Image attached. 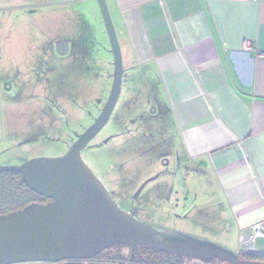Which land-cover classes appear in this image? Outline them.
<instances>
[{
  "label": "rangeland",
  "instance_id": "obj_1",
  "mask_svg": "<svg viewBox=\"0 0 264 264\" xmlns=\"http://www.w3.org/2000/svg\"><path fill=\"white\" fill-rule=\"evenodd\" d=\"M58 44L68 46L67 55H58ZM114 70L97 0H0V167L64 156L99 117ZM138 94L125 85L83 160L140 222L224 247L215 234L227 226L228 209L190 168L164 100ZM129 257L126 247L101 256ZM139 257L147 264L175 262L151 253Z\"/></svg>",
  "mask_w": 264,
  "mask_h": 264
},
{
  "label": "crops",
  "instance_id": "obj_2",
  "mask_svg": "<svg viewBox=\"0 0 264 264\" xmlns=\"http://www.w3.org/2000/svg\"><path fill=\"white\" fill-rule=\"evenodd\" d=\"M106 1L122 90L164 100L190 168L228 209L218 242L241 254L242 234L264 222V0Z\"/></svg>",
  "mask_w": 264,
  "mask_h": 264
},
{
  "label": "water",
  "instance_id": "obj_3",
  "mask_svg": "<svg viewBox=\"0 0 264 264\" xmlns=\"http://www.w3.org/2000/svg\"><path fill=\"white\" fill-rule=\"evenodd\" d=\"M114 56L110 97L94 124L69 151L58 158H38L19 167H0V173L15 171L26 187L49 200L0 215V264H119L90 262L114 246L130 248L134 264L137 248H150L181 258L226 264H264L242 259L221 246L168 231H157L123 211L108 189L85 163L82 152L109 123L123 86L121 47L106 0H97ZM69 52L66 44L59 56Z\"/></svg>",
  "mask_w": 264,
  "mask_h": 264
},
{
  "label": "trees",
  "instance_id": "obj_4",
  "mask_svg": "<svg viewBox=\"0 0 264 264\" xmlns=\"http://www.w3.org/2000/svg\"><path fill=\"white\" fill-rule=\"evenodd\" d=\"M10 186H11V189H9ZM2 195H5L6 197H3ZM41 198L43 197L39 196L38 194L33 193L26 187L19 173L15 171H7L1 174L0 176V215H4V214H8L14 211L24 209L25 207L37 202L38 199H41ZM114 247L115 248L116 247L128 248L127 246H114ZM140 252H143L146 255L151 253L153 255L166 256V257H169L170 259H174L175 261H177L176 260L177 258L171 257L167 253L158 252L150 248H137L136 253H135V258H134L135 264H147L146 261L143 260L144 258L141 260V258L139 257ZM240 257L242 259L249 260V261L264 262V257H261V258L256 257L254 256V253H243L242 252L240 254ZM129 260H130V257L126 259H120V261L119 260H109V261L121 262V264H125V263H128ZM160 264H165V263L161 261Z\"/></svg>",
  "mask_w": 264,
  "mask_h": 264
},
{
  "label": "built area",
  "instance_id": "obj_5",
  "mask_svg": "<svg viewBox=\"0 0 264 264\" xmlns=\"http://www.w3.org/2000/svg\"><path fill=\"white\" fill-rule=\"evenodd\" d=\"M258 1V0H251ZM258 238H264V222L254 225L251 228V232H244L241 236L240 246L241 252L243 253H254L255 252V242ZM46 264V263H40ZM125 264H130L125 263Z\"/></svg>",
  "mask_w": 264,
  "mask_h": 264
},
{
  "label": "flooded vegetation",
  "instance_id": "obj_6",
  "mask_svg": "<svg viewBox=\"0 0 264 264\" xmlns=\"http://www.w3.org/2000/svg\"><path fill=\"white\" fill-rule=\"evenodd\" d=\"M76 140H77V138H76ZM1 174L2 173H0V176H1ZM50 201L49 200H47V199H44V198H41V199H38V201L37 202H35V203H38V204H42V205H45V204H48ZM130 213V212H129ZM132 214V213H131ZM133 215V214H132ZM112 248H114V247H112ZM111 249V248H110ZM128 249H130L129 247H128ZM109 250V249H108ZM108 250H106L105 252H107ZM105 252L103 253V254H105ZM103 254H101V255H99V256H97L95 259H93V260H91L90 262H100V263H104V262H110V263H119V264H121V262H111V261H105V260H103L102 258H101V256L103 255ZM168 255H170L171 257H175V258H177L176 260L177 261H175V263H177V264H183L185 261H190V262H200L201 264H206V263H208V262H202V261H197V260H191V259H187V258H181V257H177V256H174V255H171V254H168ZM135 262V261H134ZM174 263V264H175ZM135 264V263H134Z\"/></svg>",
  "mask_w": 264,
  "mask_h": 264
}]
</instances>
